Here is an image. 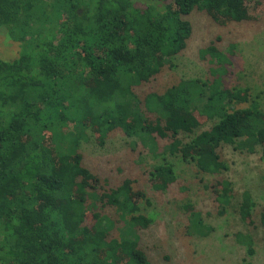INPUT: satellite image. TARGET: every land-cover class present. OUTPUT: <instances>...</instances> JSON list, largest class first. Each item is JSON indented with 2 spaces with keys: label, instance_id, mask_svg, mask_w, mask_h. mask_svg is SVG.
Returning <instances> with one entry per match:
<instances>
[{
  "label": "trees",
  "instance_id": "16d2710c",
  "mask_svg": "<svg viewBox=\"0 0 264 264\" xmlns=\"http://www.w3.org/2000/svg\"><path fill=\"white\" fill-rule=\"evenodd\" d=\"M155 1L0 0V28L20 47L17 57L0 59V264H149L138 234L152 222L141 211L149 198L134 180L109 186L82 163L78 149L90 133L102 143L120 128L154 154L164 140L203 174L228 170L223 145L246 153L259 147L264 161V109L248 88L224 85L230 60L218 37L199 51L211 78L136 93L187 48L193 11L239 23L258 19L264 0ZM148 177L156 191L176 180L170 162ZM209 187L223 210L232 182L218 178ZM254 206L244 190L243 221ZM211 230L201 219L186 226L199 236Z\"/></svg>",
  "mask_w": 264,
  "mask_h": 264
},
{
  "label": "rangeland",
  "instance_id": "374dc122",
  "mask_svg": "<svg viewBox=\"0 0 264 264\" xmlns=\"http://www.w3.org/2000/svg\"><path fill=\"white\" fill-rule=\"evenodd\" d=\"M188 19L193 33L187 48L172 59V66L166 64L153 80L138 87V96L152 91L161 93L181 79L211 78L208 56H201L199 51L218 37L216 46L230 60L224 85L229 89L248 88L251 97L264 109V13L255 20L225 25L196 10ZM19 48L0 28V59L17 57ZM208 126L210 122L196 132ZM181 137L188 142V137ZM165 144L166 141L158 140L154 154L118 128L109 132L102 143L90 133L78 149L82 163L102 180L106 178L109 186L130 179L134 180L135 189L146 193L149 204L142 202L141 211L150 216L152 222L148 228L139 229L138 234L149 264H264V161L260 159V148L246 153L229 145L221 146L218 152L228 170L210 175L200 173L193 162L184 160L180 154H170ZM163 162L173 165L176 180L165 191H156L148 170ZM218 178L230 180L233 188V198L223 210L209 187ZM244 190L250 192L255 202L249 221H243L238 213ZM103 212L113 215L111 208ZM195 219H201L212 228L208 236L186 232V226ZM121 224L116 223L110 238L119 236L117 227ZM237 234L249 237L244 239ZM248 240L250 247L246 245Z\"/></svg>",
  "mask_w": 264,
  "mask_h": 264
}]
</instances>
